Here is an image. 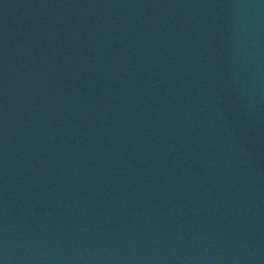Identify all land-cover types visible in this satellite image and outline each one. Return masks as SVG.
Wrapping results in <instances>:
<instances>
[{"label": "water", "instance_id": "water-1", "mask_svg": "<svg viewBox=\"0 0 264 264\" xmlns=\"http://www.w3.org/2000/svg\"><path fill=\"white\" fill-rule=\"evenodd\" d=\"M0 264H264V0H0Z\"/></svg>", "mask_w": 264, "mask_h": 264}]
</instances>
